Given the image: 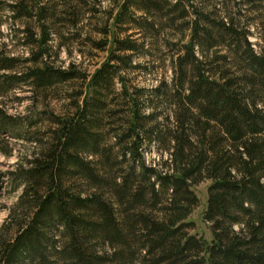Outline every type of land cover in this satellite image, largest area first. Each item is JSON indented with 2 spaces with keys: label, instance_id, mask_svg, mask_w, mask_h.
I'll list each match as a JSON object with an SVG mask.
<instances>
[{
  "label": "trees",
  "instance_id": "1",
  "mask_svg": "<svg viewBox=\"0 0 264 264\" xmlns=\"http://www.w3.org/2000/svg\"><path fill=\"white\" fill-rule=\"evenodd\" d=\"M5 1L28 56L0 42V97L83 82L43 134L0 100V149L32 143L7 173L22 192L0 226V264H264V0H117L95 22L96 48L114 41L90 78L50 57L59 23L86 30L99 0ZM130 72L157 83L130 86ZM206 180L211 242L190 220Z\"/></svg>",
  "mask_w": 264,
  "mask_h": 264
},
{
  "label": "rangeland",
  "instance_id": "2",
  "mask_svg": "<svg viewBox=\"0 0 264 264\" xmlns=\"http://www.w3.org/2000/svg\"><path fill=\"white\" fill-rule=\"evenodd\" d=\"M116 1L117 0H99V2H95L94 4L89 3L90 5L87 6V8L90 10L96 9L97 11H95L94 16L91 17V21L88 22L89 25L84 31H80L76 28L68 30L62 23H59V28H61L62 31L64 30V36L66 38L59 40L58 36L57 38L53 37V49L51 51L50 61L55 69H66L74 64L75 71L81 72V74L85 73L90 78L96 68L105 62L113 47L114 37H112L113 35L110 37V42L105 51L96 48L97 42L102 41L103 35L98 33L95 22L100 26L103 24L102 22H106L111 12L116 13L119 9ZM0 5L5 7L7 3L5 0H0ZM0 21V42L8 44V48L16 54H20L21 57H27L28 50L23 46L15 47L16 41L11 40L10 23L12 21L10 20V15L5 11H0ZM111 25L113 27L112 19L110 21V26ZM252 39L255 40V37H252ZM61 42L62 46L58 47ZM167 74L170 76L169 70ZM128 78L130 80V86L151 88L156 85V78H158V75L130 72ZM82 82L81 78H77L67 83H59L41 96L33 94L27 85L18 86L17 89L9 92L8 96L0 97V100L2 99L5 102L4 105L10 114L22 118L28 116L33 121H37L36 124H33L31 130H37L39 134H43L49 124V113L56 112L63 114V112L68 109L77 90L80 89ZM116 88L118 91H121L122 84L116 82ZM6 150L9 152V155L0 149V226L7 218L10 207L13 206L22 192V187L14 189L10 183V176L7 173L15 168L17 162L21 161L26 152L28 153L29 150H32V143L26 140L9 138ZM143 151L149 163H153L154 160L157 162L159 161V159L156 158L157 152L154 148H144ZM209 184L210 181L206 180L194 186V190L199 196L200 203L190 216V220L195 222L196 225L192 232L202 236L207 242H211L213 239L210 223L204 218L208 202Z\"/></svg>",
  "mask_w": 264,
  "mask_h": 264
}]
</instances>
